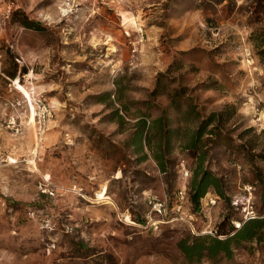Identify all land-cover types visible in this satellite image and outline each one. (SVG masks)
I'll return each instance as SVG.
<instances>
[{"label":"rangeland","instance_id":"1","mask_svg":"<svg viewBox=\"0 0 264 264\" xmlns=\"http://www.w3.org/2000/svg\"><path fill=\"white\" fill-rule=\"evenodd\" d=\"M191 104L235 109L196 149ZM263 148L264 0H0V264H194L181 240L248 206L264 218ZM200 164L217 204L141 225ZM201 264H264V236Z\"/></svg>","mask_w":264,"mask_h":264},{"label":"trees","instance_id":"2","mask_svg":"<svg viewBox=\"0 0 264 264\" xmlns=\"http://www.w3.org/2000/svg\"><path fill=\"white\" fill-rule=\"evenodd\" d=\"M24 26L30 29L39 30L40 26L31 23H25ZM185 91L183 89L176 90L171 95V102L175 105L180 104L181 97L184 96ZM235 109L233 107H227L222 112H212L208 116H201L196 111V107L191 104L189 114L193 115L195 119L201 116L202 121L197 126L193 137L190 140L188 148L196 149L198 146L204 144L203 137L208 135L214 137L219 130L234 117ZM164 119L160 118L154 120L153 129H156L157 134L163 131ZM168 137V134H167ZM238 148L244 147V144H239ZM264 152V148H263ZM156 160L161 162V157H156ZM163 163V162H161ZM162 166V164H160ZM196 175L191 182V191L189 193L190 200L196 209H200L201 200L209 193H213L224 196L221 189V179L208 170H201V164L199 170L196 171ZM257 215V214H256ZM141 221V225L145 224L144 218ZM241 224L240 228H237L235 222L230 218H226L221 222L219 226L215 228V235L201 234L202 231L196 236L188 237L179 242L178 247L189 263L201 264L205 259L220 262L224 259H232L235 256V251L244 245L260 242L264 236V218L256 216L248 219L244 222L241 218L239 220ZM164 226V225H163ZM162 227V226H161ZM153 230V229H150Z\"/></svg>","mask_w":264,"mask_h":264},{"label":"built area","instance_id":"3","mask_svg":"<svg viewBox=\"0 0 264 264\" xmlns=\"http://www.w3.org/2000/svg\"><path fill=\"white\" fill-rule=\"evenodd\" d=\"M143 39V37H142ZM185 176H190V172L188 170L185 171ZM252 187H246V191H248L250 195L249 203L251 200V191ZM206 199H208L207 205L208 206H215L219 200L218 195H216L213 192H209L207 194ZM186 202L191 205L192 203L190 200L189 193L181 189L177 192L174 199L164 197V198H158L156 196H148L146 199V203L148 205V213L146 217L144 218L145 224L143 225L146 227V229H153L158 230L161 226L170 224L172 222L182 221V222H188L183 217V211L185 210V204ZM256 213L253 210V207L250 206L243 208L242 210V220L246 222L250 218L256 217ZM240 224V223H238ZM241 225V224H240ZM237 228H240L236 224ZM201 234H210L215 235V228L210 230H203Z\"/></svg>","mask_w":264,"mask_h":264},{"label":"bare ground","instance_id":"4","mask_svg":"<svg viewBox=\"0 0 264 264\" xmlns=\"http://www.w3.org/2000/svg\"><path fill=\"white\" fill-rule=\"evenodd\" d=\"M64 12H66V11H64ZM16 84L18 85V87H19V89H21L22 90V92L27 96V97H30V95H29V93L27 92V90L24 88V87H22L21 85H20V83H18V82H16ZM96 202H103V201H110V198L108 197V196H106V193L105 192H102V193H100L99 195H98V199H96L95 200ZM125 222H127V223H133L131 220H130V218L128 217V218H126V221ZM238 226H241L240 224H237Z\"/></svg>","mask_w":264,"mask_h":264}]
</instances>
